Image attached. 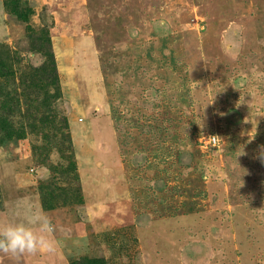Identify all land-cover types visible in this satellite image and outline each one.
<instances>
[{"label": "rangeland", "instance_id": "1", "mask_svg": "<svg viewBox=\"0 0 264 264\" xmlns=\"http://www.w3.org/2000/svg\"><path fill=\"white\" fill-rule=\"evenodd\" d=\"M261 146L264 0H0V212L68 264H264Z\"/></svg>", "mask_w": 264, "mask_h": 264}, {"label": "clouds", "instance_id": "2", "mask_svg": "<svg viewBox=\"0 0 264 264\" xmlns=\"http://www.w3.org/2000/svg\"><path fill=\"white\" fill-rule=\"evenodd\" d=\"M261 151L264 152V146ZM57 230L43 209H35L26 216L17 214L15 220L0 219V253L17 261L25 256L53 253Z\"/></svg>", "mask_w": 264, "mask_h": 264}, {"label": "crops", "instance_id": "3", "mask_svg": "<svg viewBox=\"0 0 264 264\" xmlns=\"http://www.w3.org/2000/svg\"><path fill=\"white\" fill-rule=\"evenodd\" d=\"M0 219L15 220L8 212L5 211L0 212ZM65 262V255L63 254L61 248L56 242V248L53 253L37 254L35 256H25L22 258V261L15 264H65ZM66 264L68 263L66 262Z\"/></svg>", "mask_w": 264, "mask_h": 264}, {"label": "built area", "instance_id": "4", "mask_svg": "<svg viewBox=\"0 0 264 264\" xmlns=\"http://www.w3.org/2000/svg\"><path fill=\"white\" fill-rule=\"evenodd\" d=\"M218 141H217V138L214 137L213 139H210V143L211 144H216Z\"/></svg>", "mask_w": 264, "mask_h": 264}]
</instances>
